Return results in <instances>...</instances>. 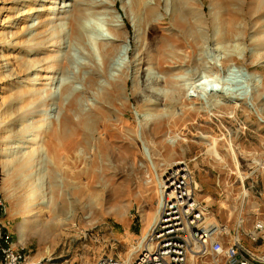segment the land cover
I'll return each instance as SVG.
<instances>
[{
  "label": "rangeland",
  "instance_id": "1",
  "mask_svg": "<svg viewBox=\"0 0 264 264\" xmlns=\"http://www.w3.org/2000/svg\"><path fill=\"white\" fill-rule=\"evenodd\" d=\"M54 1L0 0V222L17 247L49 264L132 262L171 157L191 170L211 222L234 235L241 219L245 232L264 221V0H146L142 11L135 0ZM29 60L49 67L41 81L21 71ZM63 189L88 214L20 243L10 200L60 205Z\"/></svg>",
  "mask_w": 264,
  "mask_h": 264
},
{
  "label": "built area",
  "instance_id": "2",
  "mask_svg": "<svg viewBox=\"0 0 264 264\" xmlns=\"http://www.w3.org/2000/svg\"><path fill=\"white\" fill-rule=\"evenodd\" d=\"M160 215L149 227L132 262L104 257L92 264H264V221L245 232L241 219L235 234L211 222L210 208L197 199L201 190L187 167H175L163 178ZM245 240L250 242L248 244ZM0 264H49L34 261L15 244L0 222Z\"/></svg>",
  "mask_w": 264,
  "mask_h": 264
},
{
  "label": "bare ground",
  "instance_id": "3",
  "mask_svg": "<svg viewBox=\"0 0 264 264\" xmlns=\"http://www.w3.org/2000/svg\"><path fill=\"white\" fill-rule=\"evenodd\" d=\"M23 1V0H22ZM53 1V0H52ZM57 1V0H56ZM56 1H54L53 2V4H52V6H50L51 8H50V10H53V9H55L56 8V6H55V4H57L56 3ZM58 2V1H57ZM37 4V3H36ZM54 6H55V8H54ZM135 6L139 9V11H142V10H145V9H147V6H146V0H135ZM29 8V7H28ZM2 10V9H1ZM32 11H34V10H32ZM32 11L30 10L28 13H27V15L29 14L30 16H31V14H32ZM49 11V10H48ZM54 11V10H53ZM26 13V12H25ZM34 14V13H33ZM27 15H26V17H27ZM30 16H29V18H30ZM33 16V15H32ZM22 18V17H21ZM24 18H25V16H24ZM31 19V18H30ZM24 20V19H23ZM23 22V21H22ZM44 22V21H43ZM46 22V21H45ZM18 24V23H17ZM26 24H28V23H25V25ZM41 24V23H40ZM25 25H24V27H25ZM39 25H37V27H38ZM47 26V25H46ZM45 26V27H46ZM36 27V28H37ZM25 28H27L28 29V27L26 26ZM24 28V29H25ZM29 28H30V26H29ZM89 28V27H88ZM39 29V28H38ZM41 29H43L42 27H41ZM114 29V28H113ZM23 30V29H22ZM30 30V29H29ZM33 29H31V31H32ZM43 30H45V29H43ZM35 31V30H34ZM39 31V30H38ZM46 31V30H45ZM42 32H44V31H42ZM114 32L119 36V31L118 30H114ZM22 33H24V32H22ZM34 33V32H33ZM36 33H38L37 31H36ZM35 33V34H36ZM40 33H41V31H40ZM139 33V32H138ZM6 34H8V33H6ZM5 34V35H6ZM20 34V33H19ZM29 34V33H28ZM31 34V33H30ZM23 36H22V40L24 41V38L26 37V35H24V34H22ZM44 35V34H43ZM2 36H3V34H2ZM7 36V35H6ZM14 36V35H13ZM28 36V35H27ZM40 36V35H39ZM141 36V35H140ZM5 37V36H4ZM36 37V36H35ZM44 37V36H43ZM16 39H17V36L15 37ZM120 38V37H119ZM20 39V38H19ZM18 39V43H19V40ZM117 39V38H116ZM26 40V39H25ZM17 41V40H16ZM21 42V41H20ZM16 42L14 41V44H15ZM27 43V42H26ZM17 44V43H16ZM20 44H22V42L20 43ZM24 45V44H23ZM138 45V44H137ZM15 46V45H14ZM19 46V45H18ZM107 47L108 46H106V45H103V48H104V51H105V54H106V56L108 57L109 55H110V53H114V51L112 52L111 50H107ZM31 51H33V49L31 50ZM111 51V52H110ZM30 52V51H29ZM30 54H32V53H30ZM153 56V55H152ZM233 56V55H232ZM21 57H22V55H21ZM20 56H19V58H21ZM106 57V60L105 61H109V59ZM18 60H19V58L18 57H16ZM28 59V58H27ZM183 60V59H182ZM26 61V60H25ZM55 61H56V59H55ZM185 61V60H184ZM31 61L29 60V63H30ZM43 62V61H42ZM51 62H53V61H51ZM38 63H40V62H38ZM55 63V62H54ZM56 63H58V61H56ZM55 63V64H56ZM31 65L29 66V65H24L23 67H20V68H22L21 69V71L23 72V74L24 75H26L27 74V76H30V75H32V74H34V73H36L35 74V78H32V79H30V82H34V81H41L42 80V78H40L41 76L40 75H42L45 71L44 70H46V69H48V68H46V69H42L41 68V66H40V70L37 68V67H35V63H33V62H31L30 63ZM41 65H42V63H41ZM186 65V64H185ZM9 66V65H8ZM11 66V65H10ZM21 66V65H20ZM37 66V65H36ZM182 67V66H181ZM44 68V67H43ZM184 68V67H183ZM182 68V69H183ZM9 69V68H8ZM17 69V68H16ZM43 71V73L42 74H40L41 72ZM17 72V71H16ZM15 72V73H16ZM22 72H20V73H22ZM5 74V73H4ZM15 75V74H14ZM16 76H18V75H16ZM40 76V77H39ZM20 77V76H19ZM34 77V76H33ZM201 77V76H200ZM18 78V77H17ZM21 78V77H20ZM45 78V77H44ZM170 79V78H169ZM94 79L93 78H91L90 80H89V82L90 83H94ZM128 78H122V80H121V84H122V86H125L126 87V85H127V83H128ZM29 86V89H30V86L31 85H28ZM27 86V87H28ZM5 88V87H4ZM114 90L116 91V92H120L121 91V93H122V88L120 87V83L119 84H116L114 87ZM37 89V88H36ZM25 91V89L23 90V92ZM140 92V91H139ZM25 93V92H24ZM39 93V92H38ZM18 95L20 96V94L18 93ZM226 96V95H225ZM223 97H224V94H223ZM228 99V98H227ZM105 100L106 101H108L109 100V96H107L106 98H105ZM229 100V99H228ZM227 100V101H228ZM146 105V104H145ZM13 107V106H12ZM148 107V106H147ZM43 116L45 117V115L43 114ZM42 116V117H43ZM48 116V115H47ZM44 120V119H43ZM22 122V121H21ZM43 122H45V121H43ZM22 124V123H21ZM25 125V124H24ZM16 126V125H15ZM24 129V128H23ZM9 135H11V134H9ZM22 142V141H21ZM20 143V142H19ZM18 143V144H19ZM25 143V142H24ZM21 145V144H20ZM19 145V146H20ZM35 145V144H34ZM16 148V147H15ZM18 149V148H17ZM23 149V148H22ZM35 149V148H34ZM34 149H33V151H34ZM20 150H21V148H20ZM25 150V149H24ZM212 150H214V151H216V152H214L215 154H216V158L218 159V160H221L222 162H223V157H221L220 155H219V153H218V151H217V149H216V147L214 146L213 147V149ZM33 152H32V150H31V152H27V158L25 157L24 159H28V157L29 156H31V154H32ZM234 153H235V151H234ZM7 155V154H6ZM25 156V155H24ZM173 157H171V158H168L169 160H167V164H166V167H165V173L163 174V176H165V174L167 173V171L168 170H170V169H172L173 167H175V166H179L180 165V163H177V164H175V163H170L171 162V160L170 159H172ZM23 159V160H24ZM33 159V158H32ZM22 161V160H21ZM26 161L27 160H24V164H26ZM32 160H29L28 162L30 163ZM27 162V163H28ZM34 163V162H33ZM163 166V165H162ZM236 166V169L237 170H239L240 171V166L239 165H235ZM33 169V168H32ZM225 169V168H224ZM93 172V171H92ZM1 175V174H0ZM86 176V175H85ZM80 179V178H79ZM37 181L35 180L34 182H30V184H28L27 182V185H28V187H34V189H36V191L37 190H39L40 189V185L38 184V182L36 183ZM161 182L163 183V179L161 180ZM88 184V183H87ZM80 188V187H79ZM30 189V188H29ZM75 190V189H74ZM28 191H30V190H28ZM31 191H32V189H31ZM35 191V190H34ZM71 191V190H70ZM73 191V190H72ZM90 192V191H89ZM91 192H92V190H91ZM28 193V192H27ZM31 193V192H30ZM76 193L81 197V198H87L88 197V195L86 194V191L85 190H83V189H78L77 191H76ZM71 194H73V193H71ZM89 194V193H88ZM161 194H162V192H161ZM61 195V194H60ZM75 196V195H74ZM14 197V196H13ZM33 197V196H32ZM31 197V198H32ZM79 197V198H80ZM15 198V197H14ZM14 198H12V199H14ZM34 201H36V198H35V196H34V199H33ZM62 201H61V204L60 205H57V204H52V202H47L46 204L45 203H43V202H36V205H33V206H30V205H28L27 207H25L24 206V204L23 203H26V201L25 202H17V200L15 199V200H10V201H12V206H13V208L14 209H17L18 210V212H20L19 214L20 215H22V218H23V224H22V226H21V229H20V233H19V238H20V243H22V242H25L26 240H27V238L31 235V234H34V233H38V234H40L41 236H42V238H45V239H49V238H51V237H54V236H60V234H62V229L64 230L67 226H68V224H72V223H74L75 221H76V219H77V216H78V214L80 213V212H85V214H88V212L89 211H87V206L86 205H84V203L82 202V200H73V199H71V197H70V195L68 194V191H66V190H64L63 189V194H62V199H61ZM32 201V200H31ZM33 201V202H34ZM29 202V201H28ZM28 202H27V204H28ZM34 207V208H33ZM40 208V209H39ZM22 209H24V210H22ZM160 209L161 208H159V213L157 214V216H156V218H155V221H156V219H158V217H159V215H160ZM81 215V214H80ZM86 216V215H85ZM87 218V217H86ZM87 220H90L91 222L94 220L93 219V216H92V214H91V216L90 217H88L87 218ZM154 221V222H155ZM58 234V235H57ZM145 239V238H144ZM144 239L142 240V242L144 241ZM44 240V239H43ZM141 244V243H140ZM137 250H138V248H136L135 249V254L134 255H136V253H137ZM196 263V261L195 260H190V262H189V264H195Z\"/></svg>",
  "mask_w": 264,
  "mask_h": 264
}]
</instances>
